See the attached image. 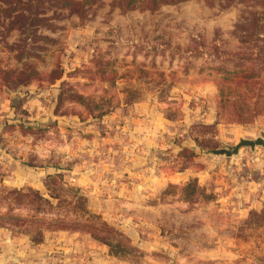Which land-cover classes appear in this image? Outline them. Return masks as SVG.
I'll return each mask as SVG.
<instances>
[{"label":"rangeland","instance_id":"1","mask_svg":"<svg viewBox=\"0 0 264 264\" xmlns=\"http://www.w3.org/2000/svg\"><path fill=\"white\" fill-rule=\"evenodd\" d=\"M69 1L0 0V264H264V0Z\"/></svg>","mask_w":264,"mask_h":264},{"label":"crops","instance_id":"2","mask_svg":"<svg viewBox=\"0 0 264 264\" xmlns=\"http://www.w3.org/2000/svg\"><path fill=\"white\" fill-rule=\"evenodd\" d=\"M130 112L131 114L140 116L141 118H139V120L134 123L131 120L130 121L128 120L129 121L128 124L130 123L128 127L130 128L133 127L135 129H138L139 133L137 137L138 138L141 137L140 140H143L142 142L146 141L149 144L155 143L154 134H156L157 128L155 129V127L153 126L154 121L155 120L165 121V119L158 114L157 109L153 106H148L146 102L139 100L133 104V109H131ZM205 115H203V117ZM189 116L190 115L188 113L187 115H185V117L188 118ZM146 118H148L149 121L147 123H146L147 120ZM207 120H210V115H208ZM182 144L183 145L185 144V146L190 149H193L195 146L189 136H187V138L183 140ZM137 157L143 160L145 158V155L139 154L135 157V159H137ZM148 173L149 175L146 178H144V181L146 179L147 187L155 186L161 189H165V187H167V185L169 184H173L176 188H180L182 185H184L187 181H189L192 178L193 179L196 178L198 181L202 179L203 182H205L206 179H208V177L210 176V174H208V171L206 169L198 170L193 166H188L182 169L173 170L172 172L166 174L158 171H154L153 167H151Z\"/></svg>","mask_w":264,"mask_h":264},{"label":"water","instance_id":"3","mask_svg":"<svg viewBox=\"0 0 264 264\" xmlns=\"http://www.w3.org/2000/svg\"><path fill=\"white\" fill-rule=\"evenodd\" d=\"M256 145L264 146V138L261 136H257L253 139L239 138L238 142L235 145H233L231 148H213V149H208L205 152L213 153V154H224L230 156L237 153L238 149L241 146H249L251 149H253Z\"/></svg>","mask_w":264,"mask_h":264},{"label":"trees","instance_id":"4","mask_svg":"<svg viewBox=\"0 0 264 264\" xmlns=\"http://www.w3.org/2000/svg\"><path fill=\"white\" fill-rule=\"evenodd\" d=\"M74 0H70L69 2H67L68 4H74L73 3ZM92 1V0H91ZM76 4V3H75ZM195 183V182H194ZM194 183H191V185L193 186Z\"/></svg>","mask_w":264,"mask_h":264}]
</instances>
